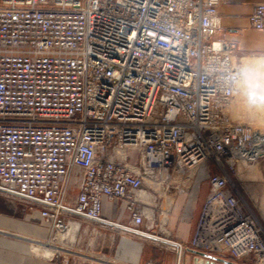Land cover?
Instances as JSON below:
<instances>
[{
  "label": "built area",
  "instance_id": "built-area-1",
  "mask_svg": "<svg viewBox=\"0 0 264 264\" xmlns=\"http://www.w3.org/2000/svg\"><path fill=\"white\" fill-rule=\"evenodd\" d=\"M221 3L0 0V195L50 235L82 219L151 238L176 264L196 252L264 264V225L233 179L264 157V132L230 115L240 72L235 43L214 36ZM248 19L264 31V2ZM201 181L185 241L169 227L175 197L191 219Z\"/></svg>",
  "mask_w": 264,
  "mask_h": 264
},
{
  "label": "crops",
  "instance_id": "crops-1",
  "mask_svg": "<svg viewBox=\"0 0 264 264\" xmlns=\"http://www.w3.org/2000/svg\"><path fill=\"white\" fill-rule=\"evenodd\" d=\"M259 2L264 0H222L219 6L221 28L214 36L235 43L234 54L240 72L238 81H246L247 72L264 65V31L251 27L248 19L254 5ZM249 167L256 177H260L255 165ZM183 200L184 196L176 195L169 227L186 241L193 236L200 211L198 203L191 219L180 220ZM259 208L264 213L262 195ZM48 238L49 228L41 224L38 211L32 213L21 203L0 195V264H59L49 252L42 249ZM141 248L140 242L123 237L118 245V254L131 263H138ZM168 254L164 259L171 257V253Z\"/></svg>",
  "mask_w": 264,
  "mask_h": 264
},
{
  "label": "rangeland",
  "instance_id": "rangeland-1",
  "mask_svg": "<svg viewBox=\"0 0 264 264\" xmlns=\"http://www.w3.org/2000/svg\"><path fill=\"white\" fill-rule=\"evenodd\" d=\"M236 86L234 98L229 106L230 115L237 121L248 124L252 123L251 125L253 127L260 128V130L264 132V99L256 98L255 93L250 92L248 89L246 81H237ZM249 165L248 163H241L238 167V173L236 176H233V179L237 185L241 198L248 203L264 225V213L259 209L261 195L262 198H264V157L253 164L260 171V177L254 175ZM207 192L208 185L205 181H201L200 190L195 197V207L191 212L192 217L196 208H198V203L199 211H202ZM174 194L175 190L166 194L164 205L169 206L172 203ZM180 195L184 196L181 205V215L186 196L184 194ZM103 213L106 216H111V218H117L113 206L106 201H104ZM75 222H80L81 224L77 227L75 236L72 239L67 237L61 240V233L55 236L49 234V241L45 246L47 247L50 245L49 247L53 248V252L50 253V255L55 253V255L51 256L55 260L58 262L62 260L64 263L68 261V264H106L105 261H109L113 264H133L129 260L121 261L116 259V249L121 240L120 234H115V236H113L110 232L104 230L98 231L94 229L92 224L82 219L76 220ZM113 237L115 238L114 240ZM132 240L143 243L139 264H145L150 259L154 264H176V254L172 251L163 249L151 238L137 239L132 237ZM168 253H171V257H166L167 259H164L166 255H169ZM89 257L93 259H89ZM155 257H158V259L155 260ZM194 257L195 255L191 253H185L186 264H193ZM157 260L160 261L158 262Z\"/></svg>",
  "mask_w": 264,
  "mask_h": 264
},
{
  "label": "clouds",
  "instance_id": "clouds-1",
  "mask_svg": "<svg viewBox=\"0 0 264 264\" xmlns=\"http://www.w3.org/2000/svg\"><path fill=\"white\" fill-rule=\"evenodd\" d=\"M246 85L256 98L264 99V65L251 70L246 74Z\"/></svg>",
  "mask_w": 264,
  "mask_h": 264
},
{
  "label": "water",
  "instance_id": "water-1",
  "mask_svg": "<svg viewBox=\"0 0 264 264\" xmlns=\"http://www.w3.org/2000/svg\"><path fill=\"white\" fill-rule=\"evenodd\" d=\"M193 264H239V263L223 257L207 254L204 252H196Z\"/></svg>",
  "mask_w": 264,
  "mask_h": 264
},
{
  "label": "bare ground",
  "instance_id": "bare-ground-1",
  "mask_svg": "<svg viewBox=\"0 0 264 264\" xmlns=\"http://www.w3.org/2000/svg\"><path fill=\"white\" fill-rule=\"evenodd\" d=\"M252 124V123H251ZM256 128V127H255ZM257 129H259L260 130V128H257ZM260 131H262V130H260ZM263 132V131H262ZM257 163V162H256ZM253 164H255V163H253ZM252 164V165H253ZM251 165V164H250ZM172 194V193H171ZM173 196V195H172ZM260 209V208H259ZM78 223L77 222H71V224H70V226L66 229V230H64V231H61L60 233V239L61 240H63V239H65V238H70V239H72L74 236H75V233H76V230H77V227H78ZM123 238V237H122ZM125 238H127V237H125ZM59 239V238H58ZM50 246V245H49ZM49 246H43L44 248L43 249H45L46 250V252H49V253H52L53 251H52V248L51 247H49ZM52 256L53 255H55V253H53V254H51ZM89 259H93L92 257H89ZM116 259H118V260H121V261H123V260H125V259H123L119 254H118V247H117V249H116ZM106 262V264H113V263H110L109 261H105ZM133 264H137V263H133Z\"/></svg>",
  "mask_w": 264,
  "mask_h": 264
}]
</instances>
